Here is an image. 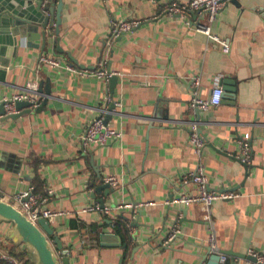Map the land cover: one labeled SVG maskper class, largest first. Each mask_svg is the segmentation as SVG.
I'll return each mask as SVG.
<instances>
[{
    "label": "crops",
    "instance_id": "obj_1",
    "mask_svg": "<svg viewBox=\"0 0 264 264\" xmlns=\"http://www.w3.org/2000/svg\"><path fill=\"white\" fill-rule=\"evenodd\" d=\"M188 1L64 0L61 39L50 36L43 54L61 65L40 59L35 36L3 67L0 102L37 82L46 105L0 125V192L10 199L37 188L48 208L68 212L52 225L69 264H208L207 246L225 252L221 264H254L251 251L264 256V0H229L218 12L212 31L228 52L198 30L197 11H169ZM131 17L139 25L114 36L111 21ZM68 52L91 70L111 66L119 77L113 94L109 81L68 70ZM192 75L201 77V99L220 82V105H192ZM112 102L121 105L108 124L121 136L84 153L87 126ZM192 123L204 139L199 153ZM199 165L211 190L241 195L208 210L172 201L198 193L191 175ZM107 176L117 178L116 192L93 198ZM99 199L111 214L84 211ZM10 226L0 224L7 248Z\"/></svg>",
    "mask_w": 264,
    "mask_h": 264
},
{
    "label": "water",
    "instance_id": "obj_2",
    "mask_svg": "<svg viewBox=\"0 0 264 264\" xmlns=\"http://www.w3.org/2000/svg\"><path fill=\"white\" fill-rule=\"evenodd\" d=\"M63 5L64 0H0V74L5 73L3 67L9 65L12 53L22 45L24 46L28 37L32 39L37 36L41 39L40 59L49 45L50 36L56 37L58 41L61 39ZM28 44L31 42L29 41ZM68 54L74 65L82 69H91L81 64L70 52ZM108 70L111 71V66ZM118 81L119 77L116 74L109 78L111 94ZM227 91L233 93L232 97H235V86L227 88ZM38 93H44L42 84L39 86ZM4 104V102L0 103V115H2L0 125L10 119L16 120L34 110H41L46 105V101L44 100L36 107L28 100L16 101L18 112L10 114H6ZM115 107L116 103L112 102L108 110L112 111ZM111 117L112 113L108 112L104 122L107 124ZM199 132L201 133V129ZM243 164L248 174L249 165L245 162ZM102 190L109 194L110 192L115 193L117 189L113 188L109 182H102L95 186L91 196L95 198ZM98 201L101 206H104L103 199ZM2 223L11 225L5 231V243L17 248L23 247L33 264H69V256L61 252L64 247L63 242L52 223L44 217L40 218L37 223L33 222L11 201L6 200L4 194L0 192V224ZM130 223L133 225V222ZM106 245L116 246L117 244L107 243ZM224 253L216 252L211 246H207L206 252L201 257L205 259L209 256L208 264H221ZM248 259L254 262L257 260L255 256H248ZM224 262L229 264L227 261Z\"/></svg>",
    "mask_w": 264,
    "mask_h": 264
},
{
    "label": "built area",
    "instance_id": "obj_3",
    "mask_svg": "<svg viewBox=\"0 0 264 264\" xmlns=\"http://www.w3.org/2000/svg\"><path fill=\"white\" fill-rule=\"evenodd\" d=\"M229 0H189L186 5H179L173 3L170 6L171 13H187L188 10L197 11L200 15V22L198 23V30L207 34L209 39L214 40L219 43L223 51L228 52L230 50V45L225 40L221 39L217 34L213 33L212 25L216 19L218 12H220ZM140 20L135 18H125L120 20L111 21L110 29L114 36H120L123 33L132 31L136 26H138ZM42 60L53 66H60L61 61L55 58H48L43 56ZM66 68L77 75L82 77L86 76H96L109 81V78L118 74L114 71H109L104 62L100 67L96 69H82L77 65L67 63ZM191 86L193 88V106H200L202 109L207 110L211 106H218L222 102L223 88L220 82H216L211 91V96L208 99H201L197 97V89L201 83V77L199 75H192L190 77ZM19 100H28L33 103V106H39L41 97H38V84L37 82H29L23 90L13 94L9 98H4L1 102H4V109L6 114L18 112L15 102ZM0 102V103H1ZM116 103V102H115ZM121 105V103L117 102ZM116 104V105H117ZM100 112L97 117H95L87 126L84 137H83V152L86 153L87 150L93 145H106L112 140L118 139L121 133L110 126L108 123L104 122L105 116L108 112L116 111L113 109L109 111L108 109L99 108ZM2 115H0L1 119ZM193 134L191 136V141L195 146L197 153L200 152L204 139L196 132L198 127L197 123H192ZM248 137V135H246ZM249 147L246 143L243 144L244 153H248ZM246 159V157H245ZM191 178L198 185L199 191L192 195H180L174 201L175 203H201L205 210H208L215 201L217 200H232L241 195V193L236 191H217L211 190L208 185V178L205 174L204 167L199 165L197 170L192 173ZM103 182H109L113 185H118L117 178L113 176H107L103 178ZM6 200L11 201L17 208L24 212L27 217L33 222L37 223L42 217L48 219L51 223L58 216L68 214L65 210H52L46 206L47 196L41 192L35 190V188L30 187L22 192L16 193L13 198H8ZM124 206H116L115 209H122ZM100 211L103 214H111L113 208L111 206H101L99 203L89 205L84 211ZM16 252H12L9 248L4 247L0 243V264H24V261L18 257ZM250 254L257 258L254 264L264 263V256L258 254L257 252L251 251ZM225 257H223V260Z\"/></svg>",
    "mask_w": 264,
    "mask_h": 264
},
{
    "label": "trees",
    "instance_id": "obj_4",
    "mask_svg": "<svg viewBox=\"0 0 264 264\" xmlns=\"http://www.w3.org/2000/svg\"><path fill=\"white\" fill-rule=\"evenodd\" d=\"M37 187V186H36ZM35 190L36 191H38V189L37 188H35ZM122 222L124 223H127V222H129L128 221V219H124L123 218V220H122ZM9 249L12 251V252H16V251H18V253H16L17 255H18V257L20 258V259H22L23 261H24V264H33L31 261H30V259L28 258V256H27V253H26V251L23 249H20V248H17V247H15V246H13V245H11L10 247H9Z\"/></svg>",
    "mask_w": 264,
    "mask_h": 264
}]
</instances>
